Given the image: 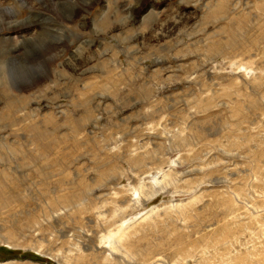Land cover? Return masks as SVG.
Here are the masks:
<instances>
[{
  "label": "rangeland",
  "instance_id": "1",
  "mask_svg": "<svg viewBox=\"0 0 264 264\" xmlns=\"http://www.w3.org/2000/svg\"><path fill=\"white\" fill-rule=\"evenodd\" d=\"M90 1L0 0V264H264V0Z\"/></svg>",
  "mask_w": 264,
  "mask_h": 264
},
{
  "label": "bare ground",
  "instance_id": "2",
  "mask_svg": "<svg viewBox=\"0 0 264 264\" xmlns=\"http://www.w3.org/2000/svg\"><path fill=\"white\" fill-rule=\"evenodd\" d=\"M77 2H79V3L84 2V4L80 6V4L77 3ZM46 3H49V4H46L44 6L47 10L53 11V12H57V13H59V15L61 14L62 16H64L68 20V19H72V16H73L72 13H74V12H77L78 11V12L81 13L82 10L83 11H88V9H89V7H90V5H91L92 2L90 0H46ZM34 39H35V36H32L31 39H30V43L31 44H33V43L36 42V41H34ZM44 40L45 39L43 38L40 41V45L42 47H44V45H42L41 43ZM48 53H50V55H51L52 52H48ZM12 55H13V53H12ZM51 56L53 58L50 59L49 62H52L54 60V58L57 57V54H52ZM126 228L127 227L124 226V225L118 226V228L116 230H111L107 235H103L102 236V239H104V241L109 244V246H110L111 249L118 250L120 248V246L118 245V243H119L118 241L123 240L124 238H126L127 236H129V234L131 233V232H128V230Z\"/></svg>",
  "mask_w": 264,
  "mask_h": 264
}]
</instances>
